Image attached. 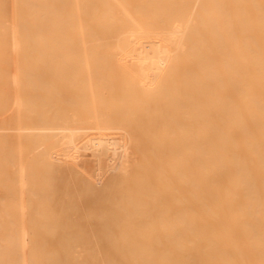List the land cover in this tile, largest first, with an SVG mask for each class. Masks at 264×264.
Returning <instances> with one entry per match:
<instances>
[{
    "label": "bare ground",
    "instance_id": "1",
    "mask_svg": "<svg viewBox=\"0 0 264 264\" xmlns=\"http://www.w3.org/2000/svg\"><path fill=\"white\" fill-rule=\"evenodd\" d=\"M0 264H264V0H0Z\"/></svg>",
    "mask_w": 264,
    "mask_h": 264
},
{
    "label": "rangeland",
    "instance_id": "2",
    "mask_svg": "<svg viewBox=\"0 0 264 264\" xmlns=\"http://www.w3.org/2000/svg\"><path fill=\"white\" fill-rule=\"evenodd\" d=\"M81 14H83V13H81ZM85 14H86V15H88L87 13H85ZM82 16H84V17H85V15H84V14H83ZM82 16H81V17H82ZM70 88L72 89L70 93H72V91H73L74 89H73L72 87H68V90H70ZM65 92H66V91H65ZM72 94H73V93H72ZM67 95H68V96H71V94H68V93H67V94H66V97H68ZM73 95H74V94H73ZM80 95H81V93L79 94V96H80ZM83 95H85V94H83ZM83 95H82V96H83ZM74 96H75V95H74ZM76 96H78V93H77V95H76ZM86 96H87V95H85L84 97H86ZM77 98H79V97H77ZM80 98H81V97H80ZM80 98H79V100H78V101H79V102H80V104H81L82 102L80 101ZM78 101H77V102H78ZM80 104H79V105H80ZM77 105H78V103H77ZM85 110H86V109H85ZM81 111H82V113H81ZM81 111H80V113H79V114H84V113H85V111H84V112H83V110H81Z\"/></svg>",
    "mask_w": 264,
    "mask_h": 264
}]
</instances>
